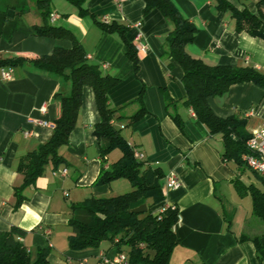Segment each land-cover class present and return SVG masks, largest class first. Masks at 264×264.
Returning a JSON list of instances; mask_svg holds the SVG:
<instances>
[{
	"label": "crops",
	"instance_id": "crops-1",
	"mask_svg": "<svg viewBox=\"0 0 264 264\" xmlns=\"http://www.w3.org/2000/svg\"><path fill=\"white\" fill-rule=\"evenodd\" d=\"M171 1L197 29L194 41L186 46L191 56L209 65L264 67V39L237 32L234 19L228 12L219 11L215 0ZM231 1L240 7L236 0ZM256 2H246L252 13H256ZM84 8L101 20L130 25L126 36L138 58L137 76L117 36L103 32L88 16L79 15L68 1L51 0L49 23L71 31L87 59L99 63L102 73L119 79L108 98L110 107L118 109L121 118L114 125L120 128L125 142L142 154L146 166L159 168L164 176L174 173L180 181L178 189L164 193L163 205L176 207L180 218L173 230L177 245L169 264H260L252 241L239 242L238 238L259 237L264 244V225L252 216L250 196L249 207L238 210L229 205L227 195L235 199V179L245 186H261L249 169L241 173L234 162L222 161L220 135H210L193 110L182 103V69L164 54L165 38L172 29L169 21L157 10L143 16V0H84ZM41 22L30 6L19 18L11 40H0V59L49 55L54 48H71L70 40L35 36L33 26ZM260 31L264 33V23ZM11 70L10 80L0 79V233L11 227L23 230L21 242L30 253L34 255L37 248L50 249L49 264L93 263L101 256L127 255V246L108 242L85 250L68 247L71 231L67 221L72 204L131 190L123 178L96 183L102 165L92 131L100 118L90 87L82 90L68 145L59 149L65 163L55 168L48 165L44 174L23 190L25 199L14 208L13 190L22 183L16 171L19 158L35 151L52 133V127L33 125L29 120L54 124L60 115L57 94H69L70 81L29 66ZM140 92L148 114L127 125V119L139 109V104L132 101ZM166 98L174 106L167 109ZM207 104L219 118H244L248 133L264 122V89L253 83L232 85L223 96L209 97ZM171 113L182 121V130ZM26 131L31 135L24 136ZM115 150L119 158L121 152ZM113 162L107 156L103 167L109 169ZM63 169L66 175L61 174Z\"/></svg>",
	"mask_w": 264,
	"mask_h": 264
},
{
	"label": "trees",
	"instance_id": "trees-1",
	"mask_svg": "<svg viewBox=\"0 0 264 264\" xmlns=\"http://www.w3.org/2000/svg\"><path fill=\"white\" fill-rule=\"evenodd\" d=\"M66 1L77 8L79 15L88 16L103 32L118 37L137 76L138 58L126 36L130 25L99 19L84 8V0ZM215 1L219 11L228 12L234 19L237 32L245 31L252 37L264 39V33L260 31L264 23V0H257L256 13L247 9L248 0H236L240 7L231 0ZM30 6L42 21L40 25L33 26L35 36L70 40L72 46L69 49L54 48L49 55L2 58L0 69L29 66L40 73L65 76L70 81V92L67 95L57 94L60 98V115L53 124L49 139L17 162L16 171L21 175L22 183L13 190L14 208L25 199L23 190L41 177L48 165L55 168L65 163L59 149L68 145L80 110L82 90L90 87L100 118L92 131L99 146L102 165L96 183L107 184L123 178L130 183L131 190L116 196L91 197L72 204L67 221L71 231L68 247L71 250H85L98 248L102 242H108L116 247H128L129 264H169L177 245L173 227L177 222L178 211L174 206H165L163 212H159L165 199L161 184L164 174L159 168L146 166L143 161L135 159L133 149L123 139L120 128L114 125L115 120L121 117L118 109L110 107L108 92L118 84L119 79L102 73L99 63L87 59L71 31L49 23L51 0H0V40H11L19 18ZM152 10H157L172 26L165 38L164 54L182 69L181 83L185 90L182 103L193 110L196 120L206 127L210 135H220L222 161L234 162L239 171L244 173L247 167L242 162V155L246 153L245 143L249 137L245 119L238 115L217 117L208 106L207 99L223 96L235 84L253 83L264 89V71L252 66L209 65L194 58L186 50L197 33L193 23L182 16L171 0H143L142 15L146 16ZM132 102H137L139 109L127 119V125L134 124L148 114L143 105L142 92ZM172 105L174 102L166 98V108ZM170 116L178 129L182 130L183 124L178 115L171 113ZM115 149L120 150L121 156L109 164V169L104 168L107 156ZM253 174L261 187L253 184L245 186L238 179L233 181V185L241 196H250L252 216L264 225V177ZM143 204L146 205L144 213L130 212ZM24 235L25 232L17 227L0 233V264H49L50 249L37 248L33 255L19 240ZM245 240L252 241L259 263L264 264V244L259 241V237L242 235L238 238L239 242Z\"/></svg>",
	"mask_w": 264,
	"mask_h": 264
},
{
	"label": "built area",
	"instance_id": "built-area-1",
	"mask_svg": "<svg viewBox=\"0 0 264 264\" xmlns=\"http://www.w3.org/2000/svg\"><path fill=\"white\" fill-rule=\"evenodd\" d=\"M264 71V67L256 68ZM12 78L11 68L0 69V79L10 80ZM29 123L37 126H48L53 128V124L43 120H29ZM31 135L30 132H24V136ZM246 153L242 155V162L245 166L260 177H264V122H261L255 129L249 133V137L245 143ZM133 156L137 160H142L141 153L133 151ZM66 169L61 170L62 175H66ZM180 187V181L174 173H169L163 178V193L169 190H176ZM165 205L159 207V212H163ZM179 215L176 224L179 222ZM175 224V225H176ZM174 225V226H175ZM174 230V227H173ZM21 241V239H19ZM79 264H129L128 256L124 253H118L113 257L101 256L96 262L81 260Z\"/></svg>",
	"mask_w": 264,
	"mask_h": 264
},
{
	"label": "rangeland",
	"instance_id": "rangeland-1",
	"mask_svg": "<svg viewBox=\"0 0 264 264\" xmlns=\"http://www.w3.org/2000/svg\"><path fill=\"white\" fill-rule=\"evenodd\" d=\"M117 151L115 150V151H113V152H111L109 155H108V159H109V161L110 162H113V161H115L117 158H118V156H117ZM117 195L119 194V193H116ZM114 196H116L115 194H113ZM246 196V195H245ZM245 196H241L239 193H238V191L236 192V196H234L235 197V199L233 198H231L230 196H228L227 195V201H228V203H229V205L231 206V207H234V208H236V209H238V210H240L241 209V207H246L247 206V208L249 207V195H248V197H246L245 198ZM240 205V206H239ZM255 220H257V219H255ZM258 221V220H257Z\"/></svg>",
	"mask_w": 264,
	"mask_h": 264
},
{
	"label": "water",
	"instance_id": "water-1",
	"mask_svg": "<svg viewBox=\"0 0 264 264\" xmlns=\"http://www.w3.org/2000/svg\"><path fill=\"white\" fill-rule=\"evenodd\" d=\"M145 211H146L145 204L130 210L131 213H136V214L144 213Z\"/></svg>",
	"mask_w": 264,
	"mask_h": 264
}]
</instances>
